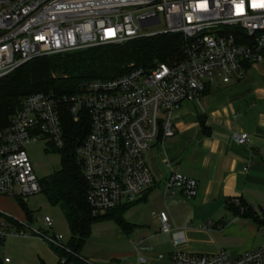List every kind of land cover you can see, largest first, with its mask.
<instances>
[{"label": "built area", "instance_id": "1", "mask_svg": "<svg viewBox=\"0 0 264 264\" xmlns=\"http://www.w3.org/2000/svg\"><path fill=\"white\" fill-rule=\"evenodd\" d=\"M154 25L160 29L144 32ZM171 33L183 40L181 57L175 60L111 79L85 80L68 95L40 91L22 97L0 128V197L22 201L40 193L25 145L45 140L61 150L65 114L73 122L87 120L73 156L90 214L101 216L135 202L154 184L142 154L173 136L180 103H198L205 89L235 83L250 65L264 63V0H0V78L38 57ZM231 139L249 142L244 132L232 133ZM164 166V193L176 190L192 198L197 181L174 172L167 161ZM230 203L238 205V200ZM155 216L159 231L168 233L166 213ZM41 221L45 230L34 229L31 218L19 221L0 210V243L29 235L68 251L60 234H48L51 219L43 216ZM133 246L134 264H145L140 254L147 247ZM162 264H264V244L234 258L224 249H173Z\"/></svg>", "mask_w": 264, "mask_h": 264}, {"label": "crops", "instance_id": "2", "mask_svg": "<svg viewBox=\"0 0 264 264\" xmlns=\"http://www.w3.org/2000/svg\"><path fill=\"white\" fill-rule=\"evenodd\" d=\"M253 66L264 68V63ZM251 69L252 65L245 75ZM243 79L205 89L198 103L182 101L173 118V136L152 144L142 154L154 184L135 203L160 198L159 206L162 204L163 208H155L157 211L150 214L158 223L159 234L162 232L155 214L161 210L167 214L170 231L162 234L169 249L151 254V247L146 243L149 226L130 225L124 233L133 252L111 261L134 264L137 254L133 243L136 248L147 247L140 254L145 264L166 262L173 249L190 253L224 249L234 258L264 244L261 231L264 228V94L250 96L249 85ZM221 87L224 89L219 91ZM198 131L200 136L196 138ZM238 132L248 135L247 144L232 141V133ZM165 161L174 172L197 181V191L192 198H185L176 190L164 193ZM230 200H238L248 207L255 220L235 212ZM200 225L205 228L200 229ZM134 230L139 234H131ZM176 238L179 240L174 244ZM130 257L132 263L127 261ZM55 259L57 261L56 256ZM3 262L9 263L8 260ZM40 264L44 262L41 260Z\"/></svg>", "mask_w": 264, "mask_h": 264}, {"label": "trees", "instance_id": "3", "mask_svg": "<svg viewBox=\"0 0 264 264\" xmlns=\"http://www.w3.org/2000/svg\"><path fill=\"white\" fill-rule=\"evenodd\" d=\"M182 44L183 40L177 33L159 34L122 44H107L32 59L0 78V128L8 124L21 98L28 94L53 91L58 95H68L74 93L79 83L85 80L111 79L134 68L148 70L157 63H167L181 57ZM61 124L64 145L58 151L60 166L40 180V192L49 204L58 205L61 209L69 231L68 251L52 246L49 248L57 258L56 264H89L78 253L89 236L91 223L111 218L123 232H127L130 224L123 220L122 211L135 202L101 216L90 214L85 202L86 186L73 156L77 140L87 131V120L73 122L69 116L62 114ZM17 201L30 220L23 202ZM230 205L235 212L255 220L252 211L241 202Z\"/></svg>", "mask_w": 264, "mask_h": 264}, {"label": "rangeland", "instance_id": "4", "mask_svg": "<svg viewBox=\"0 0 264 264\" xmlns=\"http://www.w3.org/2000/svg\"><path fill=\"white\" fill-rule=\"evenodd\" d=\"M159 29V25H154L146 28L144 32H154ZM243 82L248 83L247 85L251 90L250 96L263 95L264 68L252 65V69L244 76ZM223 89L224 87H221L219 91ZM25 151L39 180L47 178L59 169L60 153L55 151L45 140L27 143ZM22 202L30 215L32 227L34 229L43 228L41 219L43 216H48L52 222L48 234H60L62 237L61 243L66 246L69 240V231L60 207L49 204L41 192L22 200ZM159 203H161V200L158 197L147 203H133L122 211L123 220L130 225L149 226L150 233L146 243L151 247V254L154 255L169 249L167 239L162 233H157L158 223L150 214L151 211L156 210L155 208H163L162 204L159 206ZM0 209L19 221H26L27 219L24 209L15 198L2 197L0 199ZM43 230L45 229L43 228ZM261 231L264 234L263 227ZM131 234L139 233L134 230ZM259 235L262 236L260 231ZM46 245L41 238L36 236H9L4 239V242L0 243V264H40L41 260L44 264H55V256ZM131 252L133 250L125 233L111 218H104L91 223L89 236L78 254L81 259L89 264H107L109 261L111 262L112 258L121 259L123 254ZM3 258H7L9 263L3 262ZM127 261L132 263L133 260L130 257Z\"/></svg>", "mask_w": 264, "mask_h": 264}, {"label": "water", "instance_id": "5", "mask_svg": "<svg viewBox=\"0 0 264 264\" xmlns=\"http://www.w3.org/2000/svg\"><path fill=\"white\" fill-rule=\"evenodd\" d=\"M199 136H200V131L197 132V137L196 138H198Z\"/></svg>", "mask_w": 264, "mask_h": 264}]
</instances>
